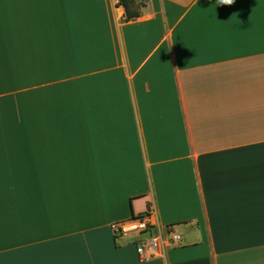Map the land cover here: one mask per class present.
<instances>
[{
	"label": "crops",
	"instance_id": "obj_1",
	"mask_svg": "<svg viewBox=\"0 0 264 264\" xmlns=\"http://www.w3.org/2000/svg\"><path fill=\"white\" fill-rule=\"evenodd\" d=\"M141 1L0 22V264H264V0Z\"/></svg>",
	"mask_w": 264,
	"mask_h": 264
},
{
	"label": "built area",
	"instance_id": "obj_2",
	"mask_svg": "<svg viewBox=\"0 0 264 264\" xmlns=\"http://www.w3.org/2000/svg\"><path fill=\"white\" fill-rule=\"evenodd\" d=\"M111 227L119 234L136 233V235L140 236L136 245V251L141 261L149 260L161 254V232H156L155 225L151 222L149 213L114 222ZM169 235L173 241L180 238V235L177 233H169Z\"/></svg>",
	"mask_w": 264,
	"mask_h": 264
},
{
	"label": "rangeland",
	"instance_id": "obj_3",
	"mask_svg": "<svg viewBox=\"0 0 264 264\" xmlns=\"http://www.w3.org/2000/svg\"><path fill=\"white\" fill-rule=\"evenodd\" d=\"M11 1L13 4V8L10 6ZM24 1L25 0H16L15 2H13V0H0V19H1L0 22H4L3 18L5 17L6 13L9 11L18 12L17 15L15 16L19 15L20 17H23V15L25 14L27 16H30L31 11H32V14L35 16L41 14V18H43L44 16L52 17L53 14H55L56 12H59V8H54V0H33L35 1L34 3L36 4H32L31 5L32 8H25L26 1L25 2ZM24 19L25 21H27L25 17ZM3 37H4V33H3Z\"/></svg>",
	"mask_w": 264,
	"mask_h": 264
},
{
	"label": "trees",
	"instance_id": "obj_4",
	"mask_svg": "<svg viewBox=\"0 0 264 264\" xmlns=\"http://www.w3.org/2000/svg\"><path fill=\"white\" fill-rule=\"evenodd\" d=\"M118 2L124 6L127 20L140 16L142 8L145 6V3L141 0H118Z\"/></svg>",
	"mask_w": 264,
	"mask_h": 264
},
{
	"label": "clouds",
	"instance_id": "obj_5",
	"mask_svg": "<svg viewBox=\"0 0 264 264\" xmlns=\"http://www.w3.org/2000/svg\"><path fill=\"white\" fill-rule=\"evenodd\" d=\"M228 2V0H219L220 4H226Z\"/></svg>",
	"mask_w": 264,
	"mask_h": 264
}]
</instances>
